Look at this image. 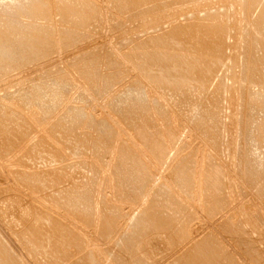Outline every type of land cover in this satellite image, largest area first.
<instances>
[{"label":"rangeland","instance_id":"374dc122","mask_svg":"<svg viewBox=\"0 0 264 264\" xmlns=\"http://www.w3.org/2000/svg\"><path fill=\"white\" fill-rule=\"evenodd\" d=\"M14 1L0 0L1 263L264 264V0ZM148 51L204 77L146 79L131 56Z\"/></svg>","mask_w":264,"mask_h":264},{"label":"bare ground","instance_id":"6f19581e","mask_svg":"<svg viewBox=\"0 0 264 264\" xmlns=\"http://www.w3.org/2000/svg\"><path fill=\"white\" fill-rule=\"evenodd\" d=\"M4 1H5V0H4ZM11 1H12V0H11ZM26 1H27V0H26ZM32 1H33V0H32ZM43 1H44V0H43ZM54 1H55V0H54ZM133 1H134V0H133ZM141 1H143V0H141ZM144 1H146V0H144ZM149 1H150V0H149ZM151 1H152V0H151ZM14 2H16V0H15ZM19 2H20V1H19ZM19 2H17V3H19ZM24 2H25V0L23 1V3H24ZM29 2H30V1H29ZM33 2H34V1H33ZM38 2H39V1H38ZM56 2H57V1H56ZM62 2H63V1H62ZM64 2H65V1H64ZM72 2H73V1H72ZM72 2H71V5H72ZM118 2H119V1H118ZM154 2L157 3V0H155ZM7 3H8V2H7ZM10 3H11V2H10ZM25 3H26V2H25ZM25 3H24V5H25ZM27 3H28V2H27ZM34 3H35V2H34ZM40 3H41V2H40ZM54 3H55V2H54ZM73 3H74V2H73ZM83 3H84V2H83ZM121 3H122V2H121ZM123 3H124V2H123ZM138 3H139V2H137L136 4H138ZM141 3H142V2H141ZM31 4H32V3H31ZM69 4H70V2L68 3V5H69ZM80 4H81V3H80ZM87 4H88V3H87ZM130 4H131V3H130ZM20 5H21V4H20ZM24 5H23V7H24ZM33 5H34V4H33ZM35 5H36V3H35ZM40 5H41V4H40ZM42 5H43V4H42ZM64 5H65V4H64ZM71 5H70V6H71ZM84 5H85V4H84ZM116 5H117V4H116ZM124 5H125V3H124ZM2 6H3V5H2ZM5 6H6V5H5ZM26 6H27V5H26ZM30 6H31V5H30ZM60 6H61V4H60ZM73 6H75V5L73 4ZM76 6H77V5H76ZM79 6H80V5H79ZM121 6L123 7V4H122ZM0 7H1V6H0ZM3 7H4V6H3ZM11 7H12V6H11ZM14 7H15V6H14ZM56 7H57V6H56ZM64 7H65V6H64ZM66 7H67V6H66ZM68 7H69V6H68ZM68 7H67V8H68ZM71 7H72V6H71ZM81 7H82V6H81ZM86 7H87V6H86ZM88 7H89V5H88ZM88 7H87V8H88ZM91 7H93V6H91ZM16 8H17V7H16ZM18 8H19V6H18ZM33 8H34V7H33ZM61 8H62V7H61ZM77 8H78V7H77ZM77 8H76V9H77ZM6 9H7V8H6ZM31 9H32V8H31ZM81 9H82V8H81ZM26 10H27V9H26ZM29 10H30V9H29ZM32 10H33V9H32ZM59 10H60V9H59ZM90 10H91V9H90ZM3 11H5V10H3ZM21 11H22V10H21ZM64 11H65V10H64ZM12 12H13V11H12ZM33 12H34V11H33ZM66 12H67V11H66ZM69 12H70V11H69ZM76 12H77V10H76ZM85 12H86V11H85ZM92 12H94V9H93ZM4 13H5V12H4ZM71 13H72V12H71ZM71 13H70V14H71ZM80 13H81V12H80ZM0 14H1V13H0ZM94 14H95V13H94ZM3 15H4V14H3ZM21 15H22V14H21ZM65 15H66V14H65ZM82 15H83V14H82ZM12 16H14V14H12ZM73 16H74V15H73ZM95 16H96V15H95ZM263 16H264V15H263ZM10 17H11V15H10ZM63 17H64V16H63ZM87 17H88V16H87ZM92 17H93V16H92ZM4 18H5V17H4ZM11 18H12V17H11ZM79 18H80V17H79ZM83 18H84V17H83ZM262 18H263V17H262ZM66 19H67V18H66ZM89 19H90V18H89ZM6 20H7V19H6ZM86 20H87V19H86ZM260 20H261V17H260V19H259V24L261 25V23H262V27H264V25H263V20H264V19L261 20V21H260ZM1 21H2V20H1ZM76 21H77V20H76ZM81 21H82V20H81ZM85 22H87V21H85ZM260 22H261V23H260ZM84 24H86V23H84ZM0 25H1V24H0ZM15 26H16V25H15ZM17 26H18V25H17ZM41 26H42V25H41ZM82 26H83V25H82ZM203 26H205V25H203ZM4 27H5V26H4ZM32 27H34V26H32ZM2 28H3V27H2ZM10 28H11V27H10ZM39 28H40V27H39ZM42 28H43V27H42ZM200 28H201V26H200ZM202 28H203V27H202ZM205 28H206V27H205ZM14 29H15V28H14ZM44 29H46V28H44ZM189 29H190V28H189ZM197 29H199V28H197ZM1 30H2V29H1ZM16 30H17V29H16ZM24 30H26V29H24ZM40 30H42V29H40ZM199 30H200V29H199ZM199 30H197V32H195V33H198L199 36H202V39L199 37V38L201 39V41L203 40V41H204V44H205L206 42H211V40H213V42H215V44L210 43L211 51H217L218 54H219V53H220V43H218V42H219L220 40L217 42L215 36L213 35V34H214L213 31L211 32V31H210L211 29H208V28H207V29H205V30H207V32H206V31H203V32H205V33H203V32H202V29H201V32H202V33H201ZM216 30H217V29H216ZM3 31H4V30H3ZM8 31H10V30H8ZM50 31H51V29H50ZM187 31H188V30H187ZM214 31H215V30H214ZM0 32H1V31H0ZM5 32H6V31H5ZM35 32H36V31H35ZM67 32H68V31H67ZM72 32H73V31H72ZM72 32H71V33H72ZM178 32H179L180 34H179V37H177V38H182L181 35H184L185 33H186V35H187L188 37H189V35H190V33H189V32H186V30H185V31H184V30H179ZM217 32H218V31H217ZM217 32H215V33H217ZM195 33H194V35H195ZM200 33L203 34V35H201ZM206 33H208L209 37H206V36L204 35V34H206ZM218 33H219V32H218ZM4 34H6V33H4ZM27 34H28V33H27ZM36 34H37V33H36ZM64 34H66V33L64 32ZM64 34H63V35H64ZM6 35H7V34H6ZM8 35H9V34H8ZM30 35H31V33H30ZM30 35H29V36H30ZM72 35H73V34H72ZM194 35H192V36L194 37ZM198 35H196V36L198 37ZM206 35H207V34H206ZM212 35H213V36H212ZM220 35H221V34H220ZM3 36H5V35H3ZM19 36H20V35H19ZM31 36H32V35H31ZM35 36H36V35H35ZM51 36H52V35H51ZM192 36H191V37H192ZM210 36H212L213 39H210ZM216 36H217V35H216ZM218 36H219V35H218ZM5 37H6V36H5ZM8 37H10V36H8ZM11 37H12V36H11ZM39 37H40V36H39ZM44 37H45V36H44ZM44 37H42V38H44ZM66 37H67V36H66ZM73 37H74V35H73ZM191 37H190V39H191ZM35 38H36V37H35ZM35 38H34L33 40H35ZM199 38H198V41L200 40ZM208 38H209V39H208ZM220 38H222V37H220ZM19 39H20V38H19ZM29 39H30V38H29ZM29 39L26 40V41H29ZM40 39H41V37L39 38V41H40ZM59 39H60V38H59ZM61 39H62V38H61ZM149 39H150V38H149ZM149 39H148V40H149ZM193 39H194V38H193ZM196 39H197V38H196ZM196 39H194V40H196ZM24 40H25V39H24ZM30 40H32V39H30ZM50 40H51V39H50ZM63 40H64V39H63ZM39 41H38V42H39ZM48 41H49V40H48ZM150 41H151V40H150ZM150 41H149V42H150ZM198 41H197V42H198ZM201 41H199V42H201ZM203 41H202V42H203ZM19 42H20V41H19ZM21 42L23 43V40H22V39H21ZM36 42H37V41H36ZM38 42H37V43H33V42H32V43H33L32 45H29V44L26 42V43L28 44L27 49L32 53V51H35V50H36L37 45L42 43V41H41V43H38ZM45 42H46V41H45ZM58 42H59V41H58ZM202 42H201V43H202ZM16 43H18V42L16 41ZM22 43H20V45H21ZM26 43H23V44L26 45ZM29 43H30V41H29ZM46 43H47V42H46ZM53 43H54V41H53ZM221 43H222V42H221ZM6 45H7V44H6ZM6 45H4V43H3V45L0 44V56H1V57H3V56H2V55H3L2 53H4V52L7 50V49L4 47V46H6ZM10 45H11V44H10ZM34 45L36 46V48L33 47ZM42 45H43V44H42ZM46 45H47V44H46ZM142 45H143V44H142ZM59 46H60V45H59ZM140 46H141V45H140ZM6 47H7V46H6ZM13 47H14V46H13ZM18 47H19V46H18ZM50 47H51V46H50ZM54 47H55V46H54ZM204 47H205V45H204ZM43 48H44V46H43ZM205 48H206V47H205ZM10 49H11V48H10ZM27 49H26V51H28ZM41 49H42V48H41ZM44 49H45V48H44ZM48 49H50V48H48ZM45 50H46V49H45ZM53 50H54V49H52V51H53ZM197 50H198V49H197ZM46 51H48V50H46ZM46 51H44V52L42 51V52H43V53H46ZM134 51H135V50H134ZM199 51H201V50H199ZM205 51H206V49H205ZM13 52H14V51H13ZM37 52H39V51H36V53H37ZM48 52H49V51H48ZM206 52H207V51H206ZM217 52H216V53H217ZM14 53H15V52H14ZM139 53H140V52H139ZM141 53H142V52H141ZM200 53H201V52H200ZM12 54H13V53H12ZM32 54L35 55V52H33ZM32 54H31V55H32ZM130 54H131V53H130ZM133 54H134V52H133ZM13 55H14V54H13ZM17 55H18V54H17ZM31 55H30V57H31ZM88 55H89V54H88ZM6 56L8 57V56H10V55L8 54V55H6ZM6 56H4V57H6ZM37 56H38V55H37ZM4 57H3V58H4ZM16 57H17V56H16ZM138 57H139V56H138ZM141 57H142V60H141V58H140L141 61H139V58L135 57V55H134V56H133V55L131 56V58H134L135 63H136L137 66L140 68L139 70H142L143 75L146 76V79H149V80H152V81H155V79H162V81H167L168 78H173V79H175V80L185 81V79L188 78L187 76H190V75H191V77H193L195 74H196V75H199V79H198V80H200V79H202V78L204 77V75H203V73H202V72H203V71H202L203 68L200 67V66H199V62H197V61H199V60H197V61H196V60L187 61V60H184L183 58H179V59H181L180 62H179L176 66H174L173 69H172L171 71L169 70L170 68L168 69L169 71H166L167 68H166V69H165V67H164V68H161V67L164 66V64L161 65L160 62H159V59H158L157 57H155V55H153L152 53H149V51H148L147 53H145V54H142ZM10 58H11V57H10ZM162 58H164V57H162ZM84 59H85V58H84ZM8 60H9V58H8ZM8 60H7V61H8ZM132 60H133V59H132ZM134 60H133V61H134ZM160 60H161V59H160ZM138 61H139V62H138ZM164 61H165V60H164ZM111 62H112V61H111ZM115 62H116V61H115ZM162 62H163V61H162ZM0 63H1V62H0ZM83 64H84V63H83ZM158 64H160V66H159ZM205 64H206V63H205ZM205 64H204V67H206ZM114 65H115V64H114ZM88 66H90V64H89ZM213 66H214L213 63L208 62V64H207V69L210 71V70L213 68ZM166 67H167V66H166ZM199 67L202 68V69H201V72L199 71ZM171 68H172V66H171ZM214 68H215V66H214ZM214 68H213V69H214ZM79 69H81V68H79ZM162 69H165V70H162ZM205 69H206V68H205ZM205 69H204V70H205ZM192 70H193V72H192ZM87 71H89V69H88ZM89 72H90V71H89ZM89 72H88V73H89ZM142 72H141V73H142ZM84 73H85V72H84ZM90 73H93V70H92V72H90ZM90 73H89V74H90ZM201 73H202V74H201ZM89 74H88V75H89ZM112 74H113V73H112ZM169 74H170L171 76H169ZM192 74H194V75L192 76ZM85 75H86V74H84V76H85ZM91 75H92V74H91ZM91 75H89V76H91ZM92 76H93V75H92ZM107 77H108V76H107ZM109 77H110L109 79H110V81H111V80L114 78V74L111 75V76H109ZM88 78H90V77H88ZM195 78H196V77H195ZM252 78H253V77H252ZM250 80H251V78H250ZM61 82H62V80H61ZM137 85H138V83H137ZM137 85H136V86H137ZM37 86H38V85H37ZM137 88L139 89V91L142 92V90H141L140 87L137 86ZM137 88H135V89H137ZM138 89H137V91H138ZM33 91H34V90H33ZM40 91H41V89H40ZM53 91H54V90H53ZM135 91H136V90H135ZM139 91H138V92H139ZM138 92H137V93H138ZM25 93H26V91H25ZM27 93H28V92H27ZM49 93H50V92H48V95H49ZM57 93H58V92H57ZM57 93H56V94H57ZM137 93H136V94H137ZM125 94H126V93H125ZM134 94H135V93H134ZM139 94H140L139 97H141V96H142L141 93H139ZM143 94H144V93H143ZM44 95H45V94H44ZM29 96H30V95H29ZM51 96L54 97V95H51ZM56 96H58V95H56ZM136 96H137V95H136ZM26 97H28V96H26ZM58 97H59V96H58ZM58 97H57V99H58ZM48 98H49V96H48ZM55 98H56V97H55ZM59 98H60V97H59ZM136 98H137V97H136ZM141 98H142V97H141ZM141 98H137L136 101L133 102V104L130 103L132 107L129 105V106L131 107V109H129L128 113H129L130 115L132 114L131 117H133V119H134V118L136 119L137 116L139 117V114H140V112H141L139 109H140L141 105L146 106V104H145V105H144V104H141V103H142V101L140 100ZM143 98H144V97H143ZM23 99H24V98H23ZM50 99H51V98H50ZM50 99H49V102H50ZM130 99H131V98H130ZM41 100H42V99H41ZM45 100H46V99H45ZM47 100H48V99H47ZM58 100H59V99H58ZM134 100H135V99H134ZM134 100H133V101H134ZM143 100H144V99H143ZM52 101H53L54 103H55V102H58V101H56L55 99H53ZM52 101H51V102H52ZM53 102H52V103H53ZM47 104L49 105V103H47ZM50 104H51V103H50ZM133 106H134V107H133ZM138 106H140V107H138ZM154 107H155V106H154ZM127 108H129V107H127ZM145 108H146V107H145ZM6 109H7V107H6ZM10 109H11V108H9L8 111H9ZM11 110H12V109H11ZM74 110L76 111V109H74ZM77 110L79 111L80 109H77ZM154 110H155V109H154ZM75 111H74L73 113H75ZM78 111H76V112L78 113ZM9 112H11V111H9ZM79 112H81V111H79ZM143 112H144V111H143ZM159 112H160V111H159ZM4 113H5V112H4ZM6 113H8V112H6ZM70 113H71V112H70ZM128 113H127V114H128ZM161 113H162V112H161ZM10 114H11V113H10ZM10 114H9V115H10ZM67 114H68V113H67ZM123 114L125 115V113H123ZM81 115H82V114H81ZM141 115H142V114H141ZM163 115H164V114H163ZM12 116H13V115H12ZM68 116H69V115H68ZM74 116H75V115H74ZM83 116H84V115H83ZM145 116H146V114H145ZM0 117H2V115H1ZM6 117H8L9 119L11 118V117H9V116H6ZM75 117H77V116H75ZM79 117H80V116H79ZM122 117H123V116H122ZM128 117H129V116H128ZM138 117H137V118H138ZM8 118H7V119H8ZM14 118H15V117H14ZM14 118H12V121L14 120ZM124 118H125V116H124ZM4 119H5V118H4ZM58 119H59V118H58ZM83 119H84V118H83ZM143 119H144V118H143ZM2 120H3V117H2V119H1V121H2ZM15 120H16V119H15ZM17 120H18V119H17ZM76 120H77V119H76ZM139 120H140V119H139ZM4 121H5V120H4ZM8 121H9V120H8ZM5 122H6V121H5ZM19 122H20V121H19ZM95 122H96V121H95ZM0 123H1V122H0ZM6 123H7V122H6ZM10 123H11V122H10ZM13 123L16 124V123H18V121H17V122H16V121H15V122H12V124H13ZM57 123H58V122H57ZM57 123H56V124H57ZM59 123H60V122H59ZM137 123H138V122H137ZM19 124H20V123H19ZM56 124H55L54 126H58V124H57V125H56ZM92 124H93V123H92ZM98 124H99V123H98ZM133 124H134V123H133ZM61 125H62V124H60L59 127H61ZM139 125H140V123H139ZM0 126H3V127H4V126H7V125H5V123H4V125L1 124ZM11 126L14 127V126H16V125H11ZM8 127H9V126H8ZM8 127H7V129H8ZM18 127L20 128V126H18ZM26 127H28V126H26ZM111 127H112V126H111ZM11 128H12V127H11ZM14 128H15V127H14ZM21 128H22V127H21ZM0 129H1V128H0ZM140 129H141V128H140ZM140 129H138V130H140ZM142 129H143V128H142ZM2 130H3V131H6L5 129H2ZM2 130H0V131H2ZM11 130H12V129H11ZM19 130H20V129H19ZM92 130H93V129H92ZM12 131H13V130H12ZM12 131H11V132H12ZM16 131H17V130H16ZM101 131H102V130H101ZM6 132H10V131L7 130ZM19 132H20V131H19ZM0 133H1V132H0ZM21 133H22V132H21ZM1 134H2V133H1ZM4 134H6V133L3 132V134L0 135V137L3 136ZM8 134H9V133H8ZM151 134H152V133H151ZM15 135H16V133H15ZM103 135H104V134H103ZM141 135H142V134H141ZM143 135H144V133H143ZM22 136H23V134H22ZM6 137H7V136H6ZM10 137H11V136H10ZM14 137H15V136H14ZM18 137H19V136H18ZM18 137H17V138H18ZM3 138H4V137H3ZM7 138H8V137H7ZM7 138H6V139H7ZM11 138H12V137H11ZM15 138H16V137H15ZM15 138H14V139H15ZM103 138H104V136H103ZM14 139H13V140H14ZM153 139H154V137H153ZM0 140H2V139H0ZM145 140H146V139H145ZM147 140H148V138H147ZM154 140H155V142H157V141H156L157 139H154ZM158 140H160V139H158ZM5 141H6V140H5ZM108 141H109V140H108ZM108 141H107V143H108ZM251 141H252V140H251ZM15 142H17V140H16ZM147 142H148V141H147ZM150 142H151V141H150ZM153 142H154V141H153ZM153 142H152V143H153ZM155 142H154V144H155ZM162 142H163V141H162ZM7 143H8V142H7ZM152 143H150V144H152ZM159 143H161V142H159ZM159 143H158V144H159ZM4 144H5V143H4ZM12 144H13V143H12ZM16 144H17V143H16ZM16 144H15V145H16ZM254 144H255V143H254ZM254 144H253V145H254ZM15 145H14V146H15ZM147 145H148V144H147ZM147 145H146V146H147ZM152 145H153V144H152ZM161 145H163V144H161ZM153 146H155V145H153ZM158 146H160V145H158ZM2 147H3V145H2ZM2 147H0V148H2ZM5 147H7V146H5ZM149 147H150V146H149ZM149 147H148V148H149ZM161 147H163V146H161ZM250 147H251V146H250ZM3 148H4V147H3ZM8 148H9V147H8ZM13 148H14V147H13ZM150 148H152V147H150ZM155 148H156V147H153L152 149H155ZM5 149H6V148H5ZM57 149H58V148H57ZM152 149H151V150H152ZM156 149H159V147L156 148ZM156 149H155V150H156ZM163 149H164V148H163ZM0 150H1V149H0ZM3 150H4V149H3ZM6 150H7V149H6ZM155 150H154V152H155ZM160 150H161V149H160ZM256 150H257V149H256ZM39 151H40V150H39ZM54 151H55V150H54ZM163 151L165 152V150H163ZM250 151H251V150H250ZM157 152H159V151L157 150V151L155 152V153L157 154V156H161V154L158 155ZM256 152H257V151H256ZM159 153H160V152H159ZM1 154H2V152H1ZM33 154H34V153H33ZM51 154H52V153H51ZM128 154H129V153H128ZM249 154H250V153H249ZM252 154H253V153H252ZM54 155H55V154H54ZM162 155H163V154H162ZM251 157H252V156H251ZM35 158H36V157H35ZM45 158H46V157H45ZM160 158H161V157H160ZM255 158H256V157H255ZM255 158H254V159H255ZM259 158H260V157H259ZM162 159H163V158H162ZM251 159H252V158H251ZM254 159H253V160H254ZM26 160H27V159H26ZM44 160H45V159H44ZM159 161H160V159H159ZM256 163H257V162H256ZM261 163H262V162H261ZM188 164H189V163H188ZM257 164H258V163H257ZM178 166H179V164H178ZM182 166H183V164H182ZM176 167H177V166H176ZM183 167H184V166H183ZM183 167H181V168H183ZM210 167L213 169L214 166H210ZM117 168H118V167H117ZM186 168H187V167H186ZM60 169H61V168H60ZM184 169H185V167H184ZM187 169H188V168H187ZM212 169H210V170H212ZM215 169H216V168H215ZM94 170H95V169H94ZM182 170H183V169H182ZM182 170L180 169V171H182ZM213 170H214V169H213ZM53 171H54V170H53ZM184 171H185V170H184ZM215 171H216V170H215ZM252 171H253V170H252ZM22 172H23V171H22ZM123 172H124V171H123ZM187 172H188V171H187ZM250 172H251V171H250ZM14 173H15V172H14ZM188 173H189V172H188ZM214 173H215V172H214ZM252 173H254V172H252ZM22 174H23V173H22ZM22 174H21V176H22ZM26 174H27V173H26ZM212 174H213V171H211V175H212ZM216 174L218 175V173H215V175H216ZM254 174H255V173H254ZM187 175H188V174H187ZM217 175H216V176H217ZM255 175H257V174H255ZM255 175H254V176H255ZM32 176H33V175H32ZM118 176H119V175H118ZM218 176H219V175H218ZM251 176L253 177L252 174H251ZM24 177H25V175H23L22 178H24ZM26 177H27V176H26ZM56 177H57V176H56ZM56 177H55V178H56ZM124 177H125V176H124ZM212 177H214V175H212ZM214 178H215V177H214ZM216 178H217V177H216ZM216 178H215V179H216ZM52 179H53V178H52ZM211 179H212V178H211ZM121 180H122V179H121ZM123 180H124V179H123ZM212 180L214 181V179H212ZM23 181H25V180H23ZM30 181H31V180H30ZM32 181H34V180H32ZM53 181H54V180H53ZM129 181H130V180H129ZM216 181H217V180H216ZM35 182H36V181H35ZM179 182H180V181H179ZM210 182H211V180H210ZM29 183H30V182H29ZM31 183H32V182H31ZM182 183H183V182H182ZM182 183H181V184H182ZM184 183H185V182H184ZM32 184H33V183H32ZM38 184H39V183H38ZM210 184H212V183H210ZM213 185H214V184H213ZM215 185H216V184H215ZM216 186H217V185H216ZM220 186H221V185H219V187H220ZM32 187H33V186H32ZM35 187H37V186H35ZM259 188H260V187H259ZM162 189H163V188H162ZM261 189H262V188H261ZM160 190H161V189H160ZM166 190H167V189H166ZM262 190H263V189H262ZM214 191H215V190H214ZM216 193H217V192H216ZM263 193H264V190H263ZM263 193H259V194H263ZM217 195H218V194H217ZM217 195H215V196H217ZM221 196H222V195H221ZM221 196H220V197H221ZM70 198H72V197H70ZM70 198H69V199H70ZM74 198H75V197H74ZM76 198H77V197H76ZM85 198L87 199V197H85ZM218 198H219V197H218ZM219 200H220V199H219ZM72 201H75V200H72ZM76 201H77V199H76ZM156 201H157V200H156ZM68 202L70 203V201H68ZM214 202H215V201H214ZM219 202H220V201H219ZM73 203H74V202H73ZM75 203H76V202H75ZM75 203H74V204H75ZM70 204H71V203H70ZM74 204H73V205H74ZM73 205H72V206H73ZM75 205H76V204H75ZM215 205H216V204H215ZM73 207H74V206H73ZM77 208H78V207H77ZM178 208H179V207H178ZM74 209H75V208H74ZM154 210H155V209H154ZM146 211H147V210H146ZM152 211H153V210H152ZM147 212H148V211H147ZM150 215H152V213H151ZM150 215H149V217H150ZM142 216H143V215H142ZM144 216H145V215H144ZM153 216H154V215H153ZM159 216H161V215H159ZM170 216H171V214H170ZM156 217H157V216H156ZM161 217H162V216H161ZM112 218H113V217H112ZM145 218H146V217H145ZM158 218H159V217H158ZM158 218H156V219H158ZM40 219H41V218H40ZM149 219H150V218H149ZM35 220H36V219H35ZM37 220H38V219H37ZM41 220H42V219H41ZM41 220H40V221H41ZM137 220H138V219H137ZM142 220H143V219H142ZM146 220H147V219H146ZM110 221H111V220H110ZM110 221H109V222H110ZM161 222H162V221H161ZM101 223H102V222H101ZM105 223H106V221H105ZM138 223H140V222H138ZM111 224H112V222H111ZM133 224H134V223H133ZM133 224H132V226H133ZM141 224H142V222H141ZM146 224H147V223H146ZM152 224H153V223H152ZM169 224H170V223H169ZM102 225H103V224H102ZM137 225L139 226V224H137ZM137 225H136V227L138 228ZM143 225H144V224H143ZM167 225H168V224H167ZM32 226H33V225H32ZM41 227H42V226H41ZM106 227H107V226H106ZM142 227H143V226H142ZM37 228H38V227H37ZM111 228H113V227H111ZM140 228H141V227H140ZM140 228H138V229H140ZM141 229H142V228H141ZM35 230H36V229H35ZM134 230H135V229H134ZM39 231H40V230H39ZM67 231H68V230H67ZM139 231H140V230H138V233H139ZM142 231H143V230H142ZM142 231H140V232L142 233ZM30 232H31V231H30ZM62 232H63V231H62ZM26 233H27V232H26ZM47 233H48V232H47ZM68 233H70V232H68ZM107 233H108V232H107ZM136 233H137V232H136ZM138 233H137V235H138ZM141 233H140V234H141ZM26 235H27V234H26ZM42 235H43V234H42ZM67 235H68V234H67ZM69 235H70V234H69ZM107 235H108V234H107ZM128 235H129V234H128ZM131 235H132V234H131ZM131 235H130V236H131ZM134 235H135V234H134ZM138 236H139V235H138ZM0 237H1V236H0ZM20 237H21V236H20ZM62 237H63V236H62ZM125 237H127V236H125ZM132 237H135V236H132ZM48 238H49V237H48ZM67 238H68V237H67ZM128 238H130V237L128 236ZM128 238H127V239L125 238L126 240L124 239V240L126 241V244H127L128 241L131 239V238H130V239H128ZM137 238H140V237H137ZM36 239H37V238H36ZM132 239H133V238H132ZM0 240H1V238H0ZM22 240H24V239H22ZM22 240H21V241H22ZM50 240H51V239H50ZM66 240H67V239H66ZM70 240H71V239H70ZM70 240H69V241H70ZM72 240H73V239H72ZM35 241H36V240H35ZM0 242H1V241H0ZM19 242H20V241H19ZM129 242H132V240L129 241ZM203 242H204V241H203ZM203 242L201 243V244L203 245L202 247H204V243H203ZM210 242L212 243V246L209 244ZM210 242L208 243V241H207V243L210 245V250L212 249V250H211V252H212V251H213V248H212V247L215 245V243H213V241H210ZM35 243H36V242H35ZM205 243H206V242H205ZM207 243H206V248H207V250H208ZM0 244H1V243H0ZM130 244H131V243H130ZM201 244H200V247H201ZM22 245H23V244H22ZM66 245H67V244H66ZM122 245H123V244H122ZM133 245H134V244H133ZM0 246L2 247V248L0 247V249H1L2 251H3V250H7V249H5V247L3 248V245H0ZM24 246H25V245H24ZM32 246H33V245H32ZM27 247H29V246H27ZM197 247L199 248V246H197ZM202 247H201V249H202ZM57 248H58V247H57ZM248 248H250V246H249ZM30 249H31V247H30ZM40 249H41V248H40ZM195 249H196V248H195ZM201 249H198V250H200V252H201ZM203 249L206 250L205 248H203ZM253 249H254V248H253ZM36 250H37V248H36ZM198 250L196 249V252H198ZM204 250H203V251H204ZM210 250H208V252H206V251H204V252L202 251V252H203V253H205V252H206V253H210V252H209ZM248 250H250V249H248ZM248 250H247V251H248ZM251 250H252V249H251ZM33 251H34V250H33ZM5 252H6V251H5ZM7 252H9V251H7ZM41 252H43V251H41ZM200 252H198V253H200ZM249 252H250V251H249ZM253 252H254V250H253ZM43 253H44V252H43ZM43 253H42V254H43ZM81 253H82V252H81ZM190 253H191V252H190ZM194 253H195V251H194ZM213 253H214V252H212V254H213ZM251 253H252V252H251ZM0 254H3V252H1ZM6 254H11V252H10V253H6ZM48 254L50 255V253H48ZM185 254H186V253H185ZM191 254H193V253H191ZM212 254H210L211 257L214 256V255H212ZM3 255H4V254H3ZM194 255H197V254H194ZM206 255H207V254H206ZM206 255H205V256H206ZM255 255H256V254H255ZM4 256H5V255H4ZM4 256H3V258H4V260H5V257H6V256H5V257H4ZM46 256H47V255H46ZM185 256H186V255H185ZM185 256H184V257H185ZM187 256H188V255H187ZM199 256H200V255H199ZM199 256L197 255V257H196V258H198V260L200 259ZM201 256H203V255H201ZM207 256L209 257V255H207ZM207 256H206V257H207ZM251 256H253V255H251ZM7 257H8V256H7ZM7 257H6V258H7ZM92 257H93V256H92ZM191 257L193 258L194 256L192 255ZM191 257H190V258H191ZM208 257H207V258H208ZM211 257H210V258H211ZM88 258H89L88 256H83V257H82V260L78 259L77 262H75V263H76V264H93V262H90V259H88ZM186 258H187V257H186ZM203 258H204V259H207V258H205V257H203ZM203 258L201 257L202 260H204ZM0 259H2V258H0ZM45 259H46V257H45ZM48 260H49V259H48ZM48 260H47V261H48ZM79 260H80V261H79ZM92 260H93V259H92ZM92 260H91V261H92ZM183 260L185 261L186 259H183ZM196 260H197V259H195V261H194V259H193V261L191 260V262L194 264V262H195V263L197 262ZM51 261H52V260H51ZM74 261H75V260H74ZM74 261H73V262H74ZM178 261H179V260H178ZM200 261H201V260H199V262H200ZM2 262H3V260H2ZM4 262H5V261H4ZM48 262H49V261H48ZM53 262H55L54 259H53ZM94 262H95V261H94ZM185 262H186V261H185ZM185 262H184V263H185ZM188 262H190V260H189ZM0 263H1V261H0ZM14 263H15V261H14ZM14 263H13V264H14ZM75 263H73V264H75ZM177 263H179V262H177ZM192 263H191V264H192ZM1 264H6V263H1ZM9 264H11L10 261H9ZM15 264H19V263L16 262ZM94 264H95V263H94ZM182 264H183V263H182ZM187 264H188V263H187ZM189 264H190V263H189ZM200 264H201V262H200Z\"/></svg>","mask_w":264,"mask_h":264}]
</instances>
